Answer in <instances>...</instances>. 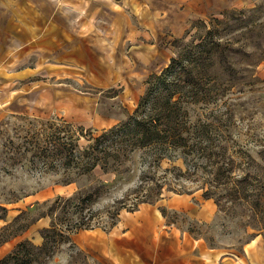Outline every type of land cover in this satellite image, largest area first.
I'll list each match as a JSON object with an SVG mask.
<instances>
[{
	"label": "rangeland",
	"instance_id": "obj_1",
	"mask_svg": "<svg viewBox=\"0 0 264 264\" xmlns=\"http://www.w3.org/2000/svg\"><path fill=\"white\" fill-rule=\"evenodd\" d=\"M212 18L229 21L224 38L233 41L229 59L237 70L231 84L192 110L193 118L216 123L211 157L197 171L167 158L148 168L143 150L130 152L120 172L97 166L78 176L76 167L64 173L33 166L39 130L65 126L87 145L91 134L134 112L150 77L177 54L176 44L197 40L202 22L211 27ZM173 164L181 169L165 170ZM91 191L79 211L74 203L65 216L93 227L70 233L64 220L57 228L65 235L51 233L48 248L40 249L43 229L60 210L56 200ZM203 204L213 208L206 220L196 215ZM143 221L179 227L236 253L264 236V0H0L2 258L27 242L2 264H108L111 242L124 237L110 232L111 223Z\"/></svg>",
	"mask_w": 264,
	"mask_h": 264
},
{
	"label": "trees",
	"instance_id": "obj_2",
	"mask_svg": "<svg viewBox=\"0 0 264 264\" xmlns=\"http://www.w3.org/2000/svg\"><path fill=\"white\" fill-rule=\"evenodd\" d=\"M225 13L229 14L227 11ZM211 22V27L202 22L204 29L197 40L176 44L177 54L161 73L150 77L149 87L140 97L133 113L100 134H91L87 145L82 146L78 142L79 137L70 128L65 129V126L51 123L39 130L33 139L36 141L32 154L34 159L31 158L33 166L41 171L63 169L64 173L76 167L75 174L78 176L91 174L97 166L105 171L120 172L130 152L143 150L145 159H150L148 168L167 158L171 161L182 159L186 165L192 164L197 171L204 159L211 157L213 142L209 132L216 128V123L202 116L193 118L192 110L198 104L208 103L212 91L219 90L226 82L231 84L230 74L233 75L232 72L237 70L236 63L229 59L233 41L224 38L225 25L229 21L212 18ZM179 41H185V36ZM227 75L230 76L227 78ZM221 124L230 126L231 123ZM225 139L229 141V138ZM168 169L179 170L181 166L173 164L171 168H165L166 171ZM72 181L73 176L65 180L66 183ZM157 185L159 190L156 195L159 196L164 184ZM94 191L83 196L78 192L74 196L56 200L61 203L60 210L50 226L43 229L44 241L42 246H38L40 249L48 248L51 233L65 235L63 228H57V224H63L64 220L68 219L65 230L70 233L93 227L89 220H74L72 216L65 215L69 211L67 207L74 203L78 205L75 211H79L80 204L89 199ZM160 208L165 214L166 207ZM44 215L48 214H42L41 217ZM114 224L116 222H112L111 227ZM6 240H0V245ZM26 243H18L12 254L0 259V264L24 252Z\"/></svg>",
	"mask_w": 264,
	"mask_h": 264
},
{
	"label": "crops",
	"instance_id": "obj_3",
	"mask_svg": "<svg viewBox=\"0 0 264 264\" xmlns=\"http://www.w3.org/2000/svg\"><path fill=\"white\" fill-rule=\"evenodd\" d=\"M174 206L188 207L187 202ZM161 213L160 217L164 220L166 216ZM212 214L213 208L207 204H203L196 213L205 220ZM156 221H159V215ZM157 222L143 221L130 227L116 223L110 227V232L115 231L124 237L121 242H111L108 264H264V236L261 234L246 242L236 253L211 246L205 238L197 237L190 231ZM5 252V248L0 247V259Z\"/></svg>",
	"mask_w": 264,
	"mask_h": 264
}]
</instances>
